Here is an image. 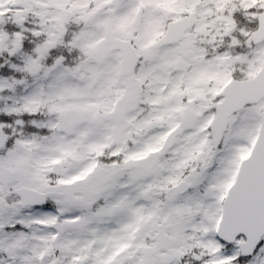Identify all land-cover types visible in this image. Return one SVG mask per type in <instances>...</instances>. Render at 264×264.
Masks as SVG:
<instances>
[{
	"label": "snow or ice",
	"instance_id": "obj_1",
	"mask_svg": "<svg viewBox=\"0 0 264 264\" xmlns=\"http://www.w3.org/2000/svg\"><path fill=\"white\" fill-rule=\"evenodd\" d=\"M0 264H264V0H0Z\"/></svg>",
	"mask_w": 264,
	"mask_h": 264
}]
</instances>
